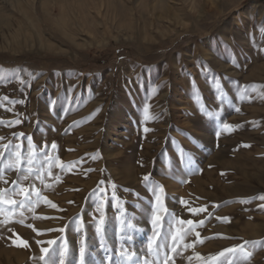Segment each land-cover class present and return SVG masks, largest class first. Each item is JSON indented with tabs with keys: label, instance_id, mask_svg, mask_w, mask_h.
<instances>
[{
	"label": "rangeland",
	"instance_id": "rangeland-1",
	"mask_svg": "<svg viewBox=\"0 0 264 264\" xmlns=\"http://www.w3.org/2000/svg\"><path fill=\"white\" fill-rule=\"evenodd\" d=\"M0 121V145H12L0 157V189L18 201L11 190L19 186L40 192L14 217L0 214L12 221L0 223V264H45L40 249L49 245L38 242L50 240L56 264L65 241L66 264H78L85 236L86 264H100L101 243L135 252L133 264H155L153 186L167 209L158 244L171 245L178 219L197 222L194 231L183 226L174 264H216L211 258L223 249L264 240V4L257 0H0ZM28 137L43 183L36 172L25 180L23 164L8 168L16 144L27 158ZM101 203L103 239L95 232ZM13 232L29 247L15 246ZM249 248L247 264H264V245Z\"/></svg>",
	"mask_w": 264,
	"mask_h": 264
},
{
	"label": "snow or ice",
	"instance_id": "snow-or-ice-1",
	"mask_svg": "<svg viewBox=\"0 0 264 264\" xmlns=\"http://www.w3.org/2000/svg\"><path fill=\"white\" fill-rule=\"evenodd\" d=\"M203 67V66H202ZM254 87V86H253ZM4 99H7L5 97ZM219 99H223L222 97H219ZM99 111V109H97ZM147 111V110H146ZM239 111V109H237ZM147 119V117H146ZM0 123H3V121H0ZM20 121H9L7 122L6 126H13L14 124H18ZM233 126L224 123L223 124V129H231ZM145 132L149 131L148 128L144 129ZM19 136H22L23 134H18ZM220 133L217 132V136H219ZM3 137H0V140H2ZM28 147H29V152L27 155V158L25 159L24 153L22 151V145L21 144H16L15 145V160L12 164L8 166L9 170L15 169L17 172L20 171L21 165H25L24 172L26 173L24 175V179L27 180L29 176H31L34 172H36V179L40 180L41 183L44 182V174L40 170L36 169L33 167L36 158H37V153L33 149V141L31 137H28ZM12 147L11 143L7 145H0V148L4 149V151H0V157H3L5 155V151ZM57 145L55 142L51 145L52 149H55ZM245 147H249V145H245ZM95 158V157H93ZM49 162V171H48V176L51 178L52 177V172H51V164H50V157L48 158ZM61 167H63L60 162H57ZM4 169L0 168V179H2ZM59 176L57 175L55 177V180L59 181ZM142 180L144 182H147L150 180V176L145 175L142 177ZM4 183H7V181H4ZM13 185H17V181H12ZM50 186V185H46ZM113 188H115V185H112ZM153 196L155 197V202L152 205V215H151V224L153 227V236L150 238L148 242V252L151 254L154 250L155 246V254L157 256V260L155 264H174V254L178 252L180 242L183 239V236L186 234V231H194L195 230V224L197 222H194L192 220H183V219H178V224L179 228L175 229L172 234H171V245H161L158 244L157 241L159 240L161 236V227L162 223L164 220V216L161 214V211L164 212V214H167V209L163 207L161 204V196H160V189L158 186H153L152 188L149 189ZM9 189H0V214L4 213V210L7 209L8 213H10L13 217L16 215V208L19 206V208L23 209L26 206L27 203H31V196L35 195L37 198L40 196V192L36 187L30 186V187H24V186H19L18 187V192L16 189H12L11 191L13 192V196L19 195L23 199L21 200H16L12 196H8L7 193L9 192ZM260 200L264 201V196L259 197ZM45 203L49 204L51 207L56 208L57 206L52 203L51 201H48L47 198H44ZM181 203L184 204L186 203L185 201L181 200ZM259 208L264 209V204L258 205ZM203 210V209H201ZM97 211L99 212V218L95 220V232L98 237L104 238L106 236V225H107V219L106 215L104 212V204L101 203L97 206ZM189 211L196 213L198 210L196 209H189ZM20 215H23V212H20ZM95 219V218H94ZM223 220H227V217L220 218ZM117 220H121L120 217H117ZM11 220L5 219V220H0V223H11ZM19 223H23V220H20ZM81 226L77 227L76 231L80 232L82 230L83 226V221L81 220ZM123 223H127L126 221H123ZM200 224L203 223V221L199 222ZM184 225H189L191 226L188 230H185L183 228ZM31 227V225H29ZM35 230V229H34ZM9 231H12L9 229ZM60 231H64V229H60ZM38 235L40 234L39 232L37 233ZM13 236L15 239L13 240V244L17 247H29L27 241L23 240L22 238L19 237V235L15 232H13ZM196 236L198 238V242H203L202 240H199V233H196ZM127 240H131V236L126 237ZM38 243H47L49 247H41V255L39 259L45 264H56V261L51 259L49 257V253L53 251L52 246L56 244V241H46V242H38ZM249 245H251L253 248L259 247L261 245H264V240H257V241H245L243 244L233 246L227 249H223L220 253H218L215 257H212L211 260L216 262V264H224V259H227V264H247V261L252 257L253 252L249 248ZM185 248L193 247L192 244H184ZM100 248L103 252V258L100 261V264H133V261L138 259L137 254L135 252H130L127 247H122L120 250H109L105 247L103 243L100 244ZM163 251V258L162 260L160 259L161 257V252ZM69 255V248L68 244L65 241L63 244L60 245L58 249V261L59 264H66L67 257ZM90 255L87 242H86V236L82 237L80 240L79 244V261L78 264H86V256ZM197 259H201L199 254H196ZM223 258V259H222ZM145 264H148V261L145 260ZM207 264V262H206Z\"/></svg>",
	"mask_w": 264,
	"mask_h": 264
},
{
	"label": "trees",
	"instance_id": "trees-1",
	"mask_svg": "<svg viewBox=\"0 0 264 264\" xmlns=\"http://www.w3.org/2000/svg\"><path fill=\"white\" fill-rule=\"evenodd\" d=\"M257 1H259L260 3H263L264 4V0H257Z\"/></svg>",
	"mask_w": 264,
	"mask_h": 264
}]
</instances>
